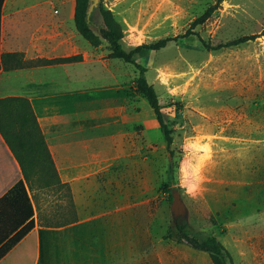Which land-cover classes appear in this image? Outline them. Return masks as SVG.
Masks as SVG:
<instances>
[{
    "label": "rangeland",
    "instance_id": "1",
    "mask_svg": "<svg viewBox=\"0 0 264 264\" xmlns=\"http://www.w3.org/2000/svg\"><path fill=\"white\" fill-rule=\"evenodd\" d=\"M103 2L123 25L122 44L127 50L143 42L182 36L160 50L134 54L147 67V77L164 105L175 154L172 158L153 108L137 91L138 69L111 58L104 39L92 45L76 28L80 61L100 68L98 74L106 77L87 86L104 85L107 91L104 99L98 98L104 94L99 91L96 97L82 96L77 102L81 119L74 124L95 127L81 132V137L91 138L86 160L95 169L76 188L90 194L110 192L107 210L143 204L146 229L163 264H213L207 252L176 236H164L175 231L178 219L196 236L216 235L236 263L264 264V0H222L210 18L196 26V18L215 0ZM92 16L98 32L102 23L98 7ZM191 27L212 44L257 36L239 46L210 50L199 36L183 37ZM57 73L50 70L49 76L53 79ZM60 99L57 112L74 119L68 102ZM77 152L83 156L86 150ZM73 184L54 182L43 187L42 205L50 214L47 225L95 214L84 209L88 199L73 197ZM174 189L186 205L181 218L171 208ZM130 215L133 211L123 213V219L129 220ZM134 241L138 245L142 239ZM111 264H140V252L115 254Z\"/></svg>",
    "mask_w": 264,
    "mask_h": 264
},
{
    "label": "crops",
    "instance_id": "2",
    "mask_svg": "<svg viewBox=\"0 0 264 264\" xmlns=\"http://www.w3.org/2000/svg\"><path fill=\"white\" fill-rule=\"evenodd\" d=\"M75 7V0H0V100L20 98L0 102V199L23 182L35 207V226L0 258V264H39V228L65 225L46 224L50 214L42 205V182L48 176L47 150L60 181L74 183L73 197L88 199L89 205L84 209L95 214L86 219L131 207L122 205L107 210L110 192L90 194L75 186L86 181L95 169L91 161L86 160L90 159L87 149L91 138L81 137L82 131L94 125L74 122L81 119V113L75 109L82 96L89 98L93 94L96 97L95 93L102 91L104 94L98 98L104 99L107 93L104 85L87 86L99 78L106 81L103 73L98 74L100 68L83 61L17 65L22 60L79 54ZM50 70H58L53 79L49 76ZM23 99L30 102L39 126L35 125L31 108ZM59 99L68 102L70 110L67 112L74 115V119L60 116L55 108ZM86 117L94 119L92 115ZM82 147L86 150L83 156L77 152ZM21 203L26 214V203ZM79 221L82 220H76ZM157 255L163 264L161 256Z\"/></svg>",
    "mask_w": 264,
    "mask_h": 264
},
{
    "label": "trees",
    "instance_id": "3",
    "mask_svg": "<svg viewBox=\"0 0 264 264\" xmlns=\"http://www.w3.org/2000/svg\"><path fill=\"white\" fill-rule=\"evenodd\" d=\"M75 26L77 30L92 45H98L104 39L110 49L111 58H119L125 62L133 64L139 71L135 79L137 91L141 93L149 102L154 110L159 122L160 129L164 135L166 146L172 158L175 151L172 148L174 142L173 129L166 120L164 105L155 88L147 77V67L137 62L134 54L143 50H160L168 45L169 42L177 40L182 36H168L153 42H143L127 50L122 44L125 35L123 25L116 18L112 9L107 7L103 0L99 1L98 9L102 23L96 32L92 26L93 16L88 20L87 9L90 0H75ZM216 3L209 7L202 15L198 16L193 26L207 21L216 9V5L222 0H215ZM96 9V8H95ZM94 9V10H95ZM194 34L200 37L198 31L193 27L189 28L183 37ZM257 35H242L226 41L212 44L210 41L201 39L206 48L217 50L239 46L249 40L256 38ZM82 55H72L67 57L43 58L34 60H22L17 65L32 66L36 64H55L82 60ZM20 99L9 97L3 101ZM26 101L28 108L30 102ZM33 120L39 126L36 115L31 108ZM43 146L46 143L43 139ZM48 153V176L43 180V187L47 188L52 183L63 184L60 181L56 165L49 150ZM173 172V160H170L168 174L170 178ZM173 192V191H172ZM171 192V198L173 195ZM26 203V214H23L21 202ZM145 206V205H144ZM143 204H137L120 211L104 214L89 218L79 222L65 223L64 227H41L40 235V255L39 264H110L111 258L115 254L123 253L128 250L140 252V264H160L159 257L150 241L146 229L147 217L143 209ZM130 215L129 220L123 219V213ZM35 207L32 199L23 182L17 183L0 199V258L4 256L20 239L25 236L34 226ZM166 234L165 237L176 236L180 241H185L189 246L196 250L205 251L209 254L213 264H239L234 261L230 251L213 233L205 237H199L191 233L190 229L179 219L176 221L175 231ZM142 239L136 245L134 238Z\"/></svg>",
    "mask_w": 264,
    "mask_h": 264
},
{
    "label": "water",
    "instance_id": "4",
    "mask_svg": "<svg viewBox=\"0 0 264 264\" xmlns=\"http://www.w3.org/2000/svg\"><path fill=\"white\" fill-rule=\"evenodd\" d=\"M100 0H90L89 7L87 9V18L88 20L91 19L92 13L96 7H98ZM99 29V28H98ZM173 199L171 203V208L173 211L174 216L183 217L186 212V205L182 199L181 193L179 190L174 189L172 192Z\"/></svg>",
    "mask_w": 264,
    "mask_h": 264
},
{
    "label": "flooded vegetation",
    "instance_id": "5",
    "mask_svg": "<svg viewBox=\"0 0 264 264\" xmlns=\"http://www.w3.org/2000/svg\"><path fill=\"white\" fill-rule=\"evenodd\" d=\"M177 218H180V217H177Z\"/></svg>",
    "mask_w": 264,
    "mask_h": 264
}]
</instances>
